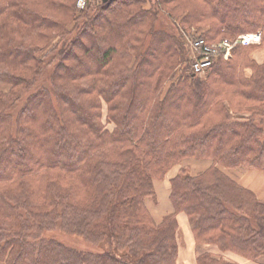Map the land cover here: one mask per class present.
I'll use <instances>...</instances> for the list:
<instances>
[{
  "label": "trees",
  "instance_id": "obj_1",
  "mask_svg": "<svg viewBox=\"0 0 264 264\" xmlns=\"http://www.w3.org/2000/svg\"><path fill=\"white\" fill-rule=\"evenodd\" d=\"M76 1L0 0V264H177L179 213L197 244L264 256V201L222 169L264 172V61L252 56L264 0ZM159 8L175 35L157 27ZM183 32L262 41L198 74ZM192 158L211 165L193 176ZM175 167L173 211L159 221L148 200Z\"/></svg>",
  "mask_w": 264,
  "mask_h": 264
},
{
  "label": "rangeland",
  "instance_id": "obj_2",
  "mask_svg": "<svg viewBox=\"0 0 264 264\" xmlns=\"http://www.w3.org/2000/svg\"><path fill=\"white\" fill-rule=\"evenodd\" d=\"M151 1L152 0H149V2H145L144 8L151 10L152 6H153ZM76 6L80 10H83L86 7V5H85L84 8H80V6H78V0L76 1ZM239 14H240L239 16H238V14H237V16L235 14L228 16V20L230 22H237V20H239L240 18L245 16V14H243V12H241V11L239 12ZM157 18H158L157 27L159 29L163 30L166 35L171 36V35H175L177 33V25L175 23V20L168 17L166 12H164V10L159 8V12L157 13ZM183 35H184V39H185L187 45L189 44V45L195 46V41L191 37V33L187 34L186 32H183ZM80 39L83 40V38H80ZM222 42L223 41H218L215 43L223 45ZM155 50H156L155 46L152 47L151 51H155ZM259 51L262 52L261 49H259ZM263 52H264V50H263ZM193 54H196L195 50L193 51ZM50 68L48 70H50ZM44 80L45 81L47 80V83L52 88V83L50 82V80L46 76H45ZM168 86H169V83H168ZM36 90L37 89L33 90L32 92H34ZM165 90H167V89H165ZM0 91L7 93L10 91V87L0 85ZM180 97H181L180 94H175L174 97L170 100L171 103H174V102L176 103L178 100L181 99ZM141 101H143V100L140 99L139 102H141ZM24 103H25V100H22L17 104V107L14 110L15 115L22 108ZM137 112H138V108L130 116L131 121L133 120V117H135L137 115ZM102 121L106 125V128L108 130L111 131L114 129L113 123H107V104L105 102H102ZM192 161H196L198 164H201V166L200 167H194V165L191 164ZM184 164H185V166H187V169L189 170L188 172H190L193 176H198L201 173L205 172L209 168V166L211 165V161L210 160H199V159H193L192 158V159L186 161ZM222 169L236 182H238L240 184H244L245 186L250 187L253 190H255L258 194L264 196V172L263 171H259L257 169H247L244 167H237V168H231V169L222 168ZM178 172H179V170L177 169V167H175L168 173L167 177L164 180H158V182L162 183L164 190L168 192V206H169V209L165 210V212L163 213V215L159 219V221H162L164 219V217L168 216L173 211V205H172V202L170 199V191L167 189L169 188V178L176 175ZM155 191H156V196L154 198L148 200L149 202L153 201L154 207H156L160 204L158 194H157V190L155 189ZM61 238L69 246L80 247V248L86 249L85 242L83 240H81L79 237L66 235V236H61Z\"/></svg>",
  "mask_w": 264,
  "mask_h": 264
},
{
  "label": "crops",
  "instance_id": "obj_3",
  "mask_svg": "<svg viewBox=\"0 0 264 264\" xmlns=\"http://www.w3.org/2000/svg\"><path fill=\"white\" fill-rule=\"evenodd\" d=\"M252 56L259 63L264 61L263 50L262 52H260L258 49L252 54ZM246 72L247 74L250 73L249 70ZM247 188L253 190L250 187H247ZM253 191L255 192L259 200L264 201L263 195L258 194L255 190ZM166 209L168 210L169 206ZM177 221L179 224V229L177 232V240H178L177 264H198L197 258L200 255L205 254V253L211 254L215 258H222L229 263L264 264V256H261L256 260H249L234 252H223L215 244H197L195 241L194 235L192 233V230L190 228V225H189L188 216L185 213H179L177 215Z\"/></svg>",
  "mask_w": 264,
  "mask_h": 264
},
{
  "label": "built area",
  "instance_id": "obj_4",
  "mask_svg": "<svg viewBox=\"0 0 264 264\" xmlns=\"http://www.w3.org/2000/svg\"><path fill=\"white\" fill-rule=\"evenodd\" d=\"M86 5V0H78V6L84 8ZM195 46H191V55H192V67L195 73L203 74L206 69L211 67L214 63V60L223 50L225 53V59H227L234 47V44H241L243 46L249 45H259L262 41V34L259 32H251L240 35L237 40L234 41H223V45L213 43L209 45L204 39H195ZM196 51V54H193V51Z\"/></svg>",
  "mask_w": 264,
  "mask_h": 264
},
{
  "label": "bare ground",
  "instance_id": "obj_5",
  "mask_svg": "<svg viewBox=\"0 0 264 264\" xmlns=\"http://www.w3.org/2000/svg\"><path fill=\"white\" fill-rule=\"evenodd\" d=\"M191 164L194 165V167H200L201 164H198L196 161H192ZM155 188L157 190L158 198L160 204L156 207H154L153 201L148 202V205L152 211L153 216L159 220L163 213L165 212L166 208L168 207V192L164 190L162 183L155 181Z\"/></svg>",
  "mask_w": 264,
  "mask_h": 264
},
{
  "label": "water",
  "instance_id": "obj_6",
  "mask_svg": "<svg viewBox=\"0 0 264 264\" xmlns=\"http://www.w3.org/2000/svg\"><path fill=\"white\" fill-rule=\"evenodd\" d=\"M106 1V0H105Z\"/></svg>",
  "mask_w": 264,
  "mask_h": 264
}]
</instances>
